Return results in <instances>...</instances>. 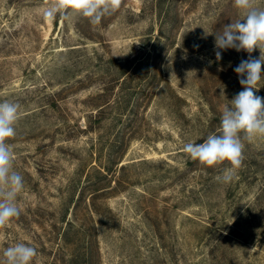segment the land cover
I'll list each match as a JSON object with an SVG mask.
<instances>
[{
  "label": "rangeland",
  "instance_id": "374dc122",
  "mask_svg": "<svg viewBox=\"0 0 264 264\" xmlns=\"http://www.w3.org/2000/svg\"><path fill=\"white\" fill-rule=\"evenodd\" d=\"M53 2L0 0V102L20 105L7 143L25 184L0 259L23 242L33 264H264V138L242 141L230 183L227 162L183 151L243 90L249 54L217 61L207 34L241 18L234 0H121L96 25L46 19Z\"/></svg>",
  "mask_w": 264,
  "mask_h": 264
},
{
  "label": "clouds",
  "instance_id": "9594fccd",
  "mask_svg": "<svg viewBox=\"0 0 264 264\" xmlns=\"http://www.w3.org/2000/svg\"><path fill=\"white\" fill-rule=\"evenodd\" d=\"M121 0H54L45 9L44 17L54 20L58 15L70 20L72 15L89 19L93 25L117 10ZM264 0H234L241 13L235 22L223 25L220 32L207 33L215 37V56L219 61L222 51L235 49L245 51L248 59L241 60L234 71L243 90L223 108L218 134H210L201 143L187 142L183 151L190 159L209 167L227 162L222 183H230L243 162V140L251 142L264 138V97L255 94L257 85L264 79ZM258 49V58L251 53ZM20 118V105L0 102V227L6 226L20 215L18 198L24 190V178L13 167V152L7 141L16 135L15 124ZM243 134V135H241ZM37 250L19 242L3 250L0 264H33Z\"/></svg>",
  "mask_w": 264,
  "mask_h": 264
}]
</instances>
